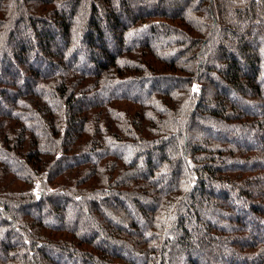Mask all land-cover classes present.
<instances>
[{
    "label": "trees",
    "instance_id": "16d2710c",
    "mask_svg": "<svg viewBox=\"0 0 264 264\" xmlns=\"http://www.w3.org/2000/svg\"><path fill=\"white\" fill-rule=\"evenodd\" d=\"M101 1L0 0V264H264V0Z\"/></svg>",
    "mask_w": 264,
    "mask_h": 264
},
{
    "label": "rangeland",
    "instance_id": "374dc122",
    "mask_svg": "<svg viewBox=\"0 0 264 264\" xmlns=\"http://www.w3.org/2000/svg\"><path fill=\"white\" fill-rule=\"evenodd\" d=\"M180 0H168V2H179ZM97 7L100 9V11H101V16H103V3H102V1L101 0H98V2H97ZM65 5L63 4V5H61V7L63 8ZM68 7H66L65 6V9H67ZM124 21H126L127 20V17H124V18H122ZM254 24V23H253ZM56 24H52L50 27H51V32H50V35L51 36H56V34H57V31H58V28L59 27H56L55 26ZM251 26H252V23H251ZM20 28V31H22V29H23V27H19ZM34 29H36V28H34ZM222 29H225V27L224 26H222ZM18 30V29H17ZM240 34H242V33H245L246 34V38H247V40H248V44L250 45V46H256V45H259V44H261L262 42H264V36H262V35H259V36H256L255 37V34L257 33V29H254V28H252V29H248V27H247V29H245V30H243V31H240L239 32ZM107 34H109V33H107ZM108 36V35H107ZM19 37H22V33H18L15 37H14V40L12 41V45L15 47L16 46V44H17V42H18V40H19ZM57 37V36H56ZM109 37V36H108ZM57 42H59V44H64V40L61 38V39H57ZM229 44L231 43V42H228ZM230 51L234 54V53H236V56H239L238 55V53L236 52V49H233V50H231L230 49ZM198 56H200V57H196V59H194L193 60V62L195 63V62H197V60H199V62H202L203 61V58H202V56H201V54L200 55H198ZM243 56V55H242ZM69 57V56H68ZM244 57V56H243ZM244 59H245V57H244ZM47 65H49V64H47ZM47 65H43V67H46L47 69H49V68H51V66L49 65V66H47ZM241 66H242V68H243V65L241 64ZM11 69H14L13 67L11 68ZM46 69V70H47ZM262 81L264 82V77H262ZM262 82V83H263ZM170 84H171V82H170ZM151 86V84L150 83H147L146 84V90L147 89H149V87ZM130 89V88H129ZM132 91H139L138 89H132ZM228 96H229V94H227ZM239 96V95H238ZM2 98H4V99H6V98H9L8 97V94L6 95L5 94V96H2ZM1 98V99H2ZM249 108H251L252 110H254L255 109V107L254 106H252V107H249ZM1 111H4V109H3V106H0V112ZM200 128H202V130H203V132L205 133V134H212V133H216V134H222V132L220 131V129L219 128H215L214 126H212L211 124H209V123H206V124H202V126L200 127ZM223 131H225V132H227L228 130H223ZM220 134V135H221ZM239 137L240 136H242V137H244L245 139H247V142H252L251 141V136H249V135H247V133H242V132H240V133H238L237 134ZM249 138V139H248ZM191 142V141H190ZM74 213L73 214H75V216H81L82 214L79 212V210H77V208H75L74 209ZM44 214L45 213H41V215L42 216H44ZM206 214V213H205ZM205 214H204V216H205ZM217 214V212L216 213H210V214H207L206 216H205V219H206V221H207V223H210V222H212L214 219H215V215ZM74 217L72 216V219H73ZM55 220V222L56 223H58V222H60L58 219H56V218H54ZM205 225H206V223H204ZM199 250H202L201 249V247H199ZM199 253H201V252H198V254ZM183 263V262H182Z\"/></svg>",
    "mask_w": 264,
    "mask_h": 264
}]
</instances>
